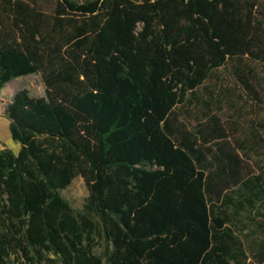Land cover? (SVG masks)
<instances>
[{
  "label": "trees",
  "instance_id": "1",
  "mask_svg": "<svg viewBox=\"0 0 264 264\" xmlns=\"http://www.w3.org/2000/svg\"><path fill=\"white\" fill-rule=\"evenodd\" d=\"M263 1L0 0V91L44 84L4 109L19 149H0V264H264V239L228 225L252 211L264 229V174L215 115L190 124L178 109L224 67L264 146L246 63L264 68ZM76 176L80 208L61 194Z\"/></svg>",
  "mask_w": 264,
  "mask_h": 264
},
{
  "label": "rangeland",
  "instance_id": "2",
  "mask_svg": "<svg viewBox=\"0 0 264 264\" xmlns=\"http://www.w3.org/2000/svg\"><path fill=\"white\" fill-rule=\"evenodd\" d=\"M246 63L253 67V81L256 86L264 88V68L252 62L247 61ZM10 82L13 83L5 85L0 91V149L7 147L16 153L19 144L10 137L8 120L4 117L5 106L11 100L14 92L22 88H25L30 96H42L44 84L37 73L17 77ZM189 99H191L189 104L178 108L181 117L187 119L190 124H195L198 120L203 119V113L206 116L215 115L227 135L229 144L237 146L241 141L246 143L249 156L242 155V157L245 159L247 169L253 173L264 174V146L258 138L260 135L254 132L252 127L255 106L244 97L243 91L238 88L236 81L226 68L221 67L215 70L204 84L189 96ZM200 99L207 101L208 110ZM61 194L72 207L80 208L88 195V190L82 177L76 176L61 191ZM259 219L260 216L257 213L241 211L232 217L228 225L244 242L254 243L264 239V229L257 226ZM104 246L103 240L96 237L93 244L94 250L100 253ZM247 262L256 264L250 253H248Z\"/></svg>",
  "mask_w": 264,
  "mask_h": 264
}]
</instances>
